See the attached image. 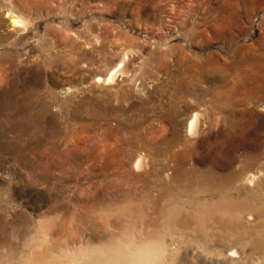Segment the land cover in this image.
<instances>
[{
	"label": "rangeland",
	"instance_id": "1",
	"mask_svg": "<svg viewBox=\"0 0 264 264\" xmlns=\"http://www.w3.org/2000/svg\"><path fill=\"white\" fill-rule=\"evenodd\" d=\"M263 69L264 0H0V264H264Z\"/></svg>",
	"mask_w": 264,
	"mask_h": 264
},
{
	"label": "bare ground",
	"instance_id": "2",
	"mask_svg": "<svg viewBox=\"0 0 264 264\" xmlns=\"http://www.w3.org/2000/svg\"><path fill=\"white\" fill-rule=\"evenodd\" d=\"M10 16H11V18H12V24H13V26H18V25H22L23 26V22H24V19H20L18 16H16V14H14V12L12 11V10H10ZM25 25H26V23H25ZM121 67L120 68H118V69H116V70H114L112 73H111V75L108 77V81H111V83H113L112 82V80H114L115 79V77H116V74L118 73V71H120V69L122 68V66H123V64H121L120 65ZM126 69V68H125ZM264 70V69H263ZM121 72V71H120ZM262 72V68L260 69V70H258V69H253L252 70V74H249V79L248 80H250V82H254L255 81V78H256V76H257V74L258 73H261ZM125 73V72H124ZM119 74V73H118ZM117 74V75H118ZM121 75V74H120ZM119 75V76H120ZM126 76V75H125ZM107 79V78H106ZM240 79V78H239ZM102 80V78L101 77H99V79H98V81H101ZM257 80V79H256ZM103 81V80H102ZM261 81V80H260ZM251 84H253V83H251ZM260 88H261V91H263L264 92V82L263 83H261V85L260 86H258V88L256 89V90H253L252 92H251V96H256V94L259 92V90H260ZM255 101V100H254ZM199 114L198 113H196V114H194L193 115V117H192V119H191V121L189 122V127H188V132H189V134H193V133H195L196 132V130H197V128H198V121H199ZM201 119V118H200ZM200 130V129H199ZM144 160V159H143ZM144 162V161H143ZM142 162V159L141 158H139L137 161H136V163H135V168H137V169H140L144 164H142L143 163ZM246 164V163H245ZM244 164V165H245ZM248 166V165H247ZM213 171V170H212ZM245 171V170H244ZM197 172V171H196ZM237 172V171H236ZM246 172V171H245ZM194 173V172H193ZM214 173V172H213ZM239 173V172H238ZM242 173H243V170H242ZM197 173H195V175H196ZM256 174V173H255ZM255 174H249V175H246L245 177H243L241 174H235V175H232V174H230V175H228L227 176V178L225 179V178H222V180H228V181H235V183H236V181H245V182H252L253 180L255 181ZM232 175V176H231ZM199 176V175H198ZM202 177V176H201ZM205 177V176H204ZM211 177V176H210ZM215 178V180H216V184H218V190H216V191H218V194H222L223 193V191H222V187H223V184L221 183V182H219V181H217L219 178H217V176L215 175V174H213V176H212V178ZM207 178V177H206ZM205 178V179H206ZM203 179V178H202ZM202 179H195L194 181L195 182H197V183H200V180H202ZM192 180V179H191ZM207 180H208V178H207ZM213 180V179H212ZM193 181V180H192ZM210 181V180H209ZM227 181V182H228ZM210 183H211V181H210ZM233 183V182H232ZM253 183V182H252ZM215 185V184H214ZM212 186V185H211ZM227 186V184L225 185V187ZM234 187V186H233ZM231 188L230 189V193L232 194V196L234 197L235 195H234V193L236 192V191H238V192H241V191H239V188L238 187H234V188ZM221 188V189H220ZM227 188V187H226ZM220 189V190H219ZM241 190V189H240ZM189 191H191V190H188L187 192H189ZM210 191V190H209ZM198 191H196V193H197ZM262 192V191H261ZM191 193V192H190ZM198 194V193H197ZM194 195V193H192V196ZM225 195H227V193L225 194ZM231 196V195H230ZM194 197V196H193ZM229 197V196H228ZM238 197V196H237ZM249 197V196H248ZM251 197V196H250ZM227 198V197H226ZM242 198V197H241ZM232 199V198H231ZM237 198H236V196L233 198V200H235L236 202H233V204H236L239 208H241L242 206L244 207V206H246V204L244 203H240V202H238L237 200H236ZM242 201V200H241ZM175 203V202H174ZM88 205H86V207H87ZM251 207V206H250ZM249 207V208H250ZM88 209H91V210H93V208H91V207H87ZM173 209V208H172ZM251 209V208H250ZM90 210V211H91ZM89 211V210H88ZM137 213V211H135L133 208H131V207H129V206H121V208H120V211H119V214L120 215H122V216H127V217H135V214ZM154 214V213H153ZM253 215V217H254V214H252ZM101 216V215H100ZM250 216V215H249ZM108 217V216H107ZM251 217V216H250ZM250 217H248V218H250ZM255 218V217H254ZM169 220V219H168ZM133 222V221H132ZM175 223V222H174ZM174 226V225H173ZM157 227V226H156ZM173 228H175V227H173ZM173 232V231H172ZM176 232V231H175ZM136 235V234H135ZM138 237V236H137ZM136 238V237H135ZM131 239V238H130ZM151 239V238H150ZM155 239V238H154ZM138 240V239H137ZM144 240V239H143ZM131 241V240H130ZM129 241V242H130ZM133 241V240H132ZM140 241V240H139ZM150 241H152V240H150ZM124 242V241H123ZM136 243V242H135ZM137 244H138V242H137ZM126 244H124V243H119V244H113L112 246H110L109 248H107V249H104V250H95V251H90L91 253L90 254H87V253H85L84 255L86 256L85 258L87 259V261H86V263H84V264H143V261L141 260V259H139V257L141 256V255H143L144 254V256H146L147 254H148V251L146 250V246H136L135 245V248L137 249H135L136 251H131V250H129V248H127L128 246H125ZM128 245V244H127ZM139 245V244H138ZM150 246V245H149ZM149 248V247H148ZM133 250V249H132ZM234 251V250H233ZM237 252V251H236ZM155 253V252H154ZM154 255V254H153ZM150 256V255H149ZM84 258V259H85ZM149 258V257H148ZM154 258V257H153ZM85 259V260H86ZM76 260V259H75ZM77 263H79L78 261H76V262H71V264H77ZM147 263V262H146ZM81 264H83V263H81Z\"/></svg>",
	"mask_w": 264,
	"mask_h": 264
}]
</instances>
